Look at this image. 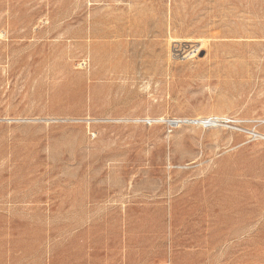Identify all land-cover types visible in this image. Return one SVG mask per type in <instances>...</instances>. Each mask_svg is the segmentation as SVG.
Segmentation results:
<instances>
[{"label": "rangeland", "instance_id": "374dc122", "mask_svg": "<svg viewBox=\"0 0 264 264\" xmlns=\"http://www.w3.org/2000/svg\"><path fill=\"white\" fill-rule=\"evenodd\" d=\"M0 264H264V0H0Z\"/></svg>", "mask_w": 264, "mask_h": 264}, {"label": "bare ground", "instance_id": "6f19581e", "mask_svg": "<svg viewBox=\"0 0 264 264\" xmlns=\"http://www.w3.org/2000/svg\"><path fill=\"white\" fill-rule=\"evenodd\" d=\"M172 47H174L175 53L183 50L182 54H185L186 56L194 55L195 53H199L202 50L201 46L180 41H175Z\"/></svg>", "mask_w": 264, "mask_h": 264}]
</instances>
